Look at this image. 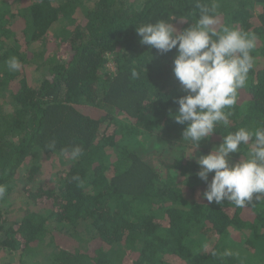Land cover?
I'll return each instance as SVG.
<instances>
[{
  "label": "trees",
  "instance_id": "obj_1",
  "mask_svg": "<svg viewBox=\"0 0 264 264\" xmlns=\"http://www.w3.org/2000/svg\"><path fill=\"white\" fill-rule=\"evenodd\" d=\"M197 2L257 41L230 124L195 149L172 118L187 94L176 50L136 29L183 31ZM241 127L264 128V0H0V203L18 200L15 218L0 212V264H264V199L209 204L197 176L196 159Z\"/></svg>",
  "mask_w": 264,
  "mask_h": 264
},
{
  "label": "clouds",
  "instance_id": "obj_2",
  "mask_svg": "<svg viewBox=\"0 0 264 264\" xmlns=\"http://www.w3.org/2000/svg\"><path fill=\"white\" fill-rule=\"evenodd\" d=\"M196 6L200 9L199 18L183 31L166 20L143 24L136 31L142 45L161 54L176 50L173 73L187 94L175 101L179 108L172 118L186 125L182 141L198 149L202 141L216 133L218 124H230L232 113L225 110L236 105L239 90L247 85L248 75L254 68L251 52L256 47L257 36L233 26L218 28V16L211 14L217 6L209 8L199 2ZM174 20L188 23L183 16ZM6 63L12 71L21 68L16 57ZM137 75L133 70L132 76ZM242 146L248 147V153L234 162L232 154L242 153ZM49 147L54 148V143ZM82 151L77 146L70 154L75 159ZM68 152L66 149L65 154ZM196 162L200 168L197 176L207 186L203 198L209 204L228 201L245 207L264 199V128L241 127L229 132L219 146L200 155ZM4 192L5 188L0 186V197Z\"/></svg>",
  "mask_w": 264,
  "mask_h": 264
},
{
  "label": "rangeland",
  "instance_id": "obj_3",
  "mask_svg": "<svg viewBox=\"0 0 264 264\" xmlns=\"http://www.w3.org/2000/svg\"><path fill=\"white\" fill-rule=\"evenodd\" d=\"M33 77H35V74H34V72L32 70V72H31V79H32L33 85H35L37 87L38 86V83L35 82V80H34ZM246 155H247V153H246ZM52 163H53V165L55 167H58L59 166V160L58 159H53L52 160ZM21 178L23 179V176H21ZM20 183H21V186L20 187L22 188L23 187L22 185L24 184V180H21ZM15 196H16V198H19V196H17L16 194H15ZM9 199H10V201L6 202L3 206H1L2 203H0V212H2L3 215L9 216V218H15V215H16V212L17 211L14 210L13 206L18 203V200L13 201L10 197H9ZM0 236H1V233H0ZM5 258L6 257L5 256H2V253H1L0 254V260L1 259H5Z\"/></svg>",
  "mask_w": 264,
  "mask_h": 264
}]
</instances>
